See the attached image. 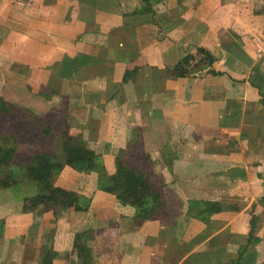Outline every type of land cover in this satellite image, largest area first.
Listing matches in <instances>:
<instances>
[{
	"label": "crops",
	"instance_id": "0c3cea01",
	"mask_svg": "<svg viewBox=\"0 0 264 264\" xmlns=\"http://www.w3.org/2000/svg\"><path fill=\"white\" fill-rule=\"evenodd\" d=\"M131 1L0 0V99L19 105L7 91L28 98L55 89L50 104H58L64 95L81 115L70 114L81 122L70 134L86 142L90 129L110 145L102 155L108 175L112 153L127 150L137 130L145 148L136 151L147 153L170 217L136 226L134 213L117 209L113 223L114 211L94 229L84 227L87 213H24L21 195L0 191V264H41L46 253L58 254L51 264H69L75 233L88 229L91 264H198L191 255L219 249L226 263L237 257L252 217L259 243L248 250L264 264V83L261 93L250 84L254 72L264 75V0H160L153 14L125 16L141 5ZM197 47L214 56L219 75L157 72ZM81 55L87 64L59 78L62 60ZM191 200L193 209L216 203L220 211L205 224L196 211L188 215Z\"/></svg>",
	"mask_w": 264,
	"mask_h": 264
},
{
	"label": "trees",
	"instance_id": "16d2710c",
	"mask_svg": "<svg viewBox=\"0 0 264 264\" xmlns=\"http://www.w3.org/2000/svg\"><path fill=\"white\" fill-rule=\"evenodd\" d=\"M160 0H140L141 5L135 7L130 12L125 13V16H143L153 14V4ZM89 57L85 55L78 56L73 59L64 58L61 62L60 70L58 72L59 78H69L73 71H77V67L85 66ZM215 61L214 56L203 48H194L193 51L185 53L175 65L172 67H165L161 75L165 78H185L195 77L196 75L208 73L210 75H219L212 69ZM135 70V69H134ZM125 71L122 82H126L134 71ZM253 79H250V84L258 89L261 93V84L264 83V75L253 73ZM49 92V99L54 96L58 97V92L53 90H46ZM45 98V90L41 91ZM47 99V100H49ZM67 98L62 95L58 106L67 109L65 106ZM52 105V104H51ZM17 107L14 104H7L0 99V117L5 118L10 114L16 112ZM55 107H53V110ZM18 109V108H17ZM19 114L22 115V121H30L35 131L41 137L49 138L53 129L51 126L55 120L53 116L50 125L44 127L43 114L35 115L30 111H22L19 109ZM56 111H54L55 113ZM50 115V114H47ZM46 117V116H45ZM66 119L70 118L65 117ZM64 121V120H63ZM68 123L64 122L61 126L60 136L62 139V153L60 159H53L52 157L33 153L29 160L17 161L14 159V149H6L0 147V191H13L14 188L25 180L27 183L35 187L34 195L25 197L22 200L21 211L24 213H33L36 215L43 214L47 211L56 209L72 208L75 212H86L89 202L79 198L75 193L67 191L61 187L55 186L53 183L54 177L64 167H69L78 173L95 172L98 174V189L115 196L116 201L121 206H130L134 208L132 220L136 226L145 221L160 220L162 218H169L170 212L165 208L162 201V194L159 189L154 188L148 181V173L138 171L135 167L128 165L123 160L115 161V173L107 175L104 167L96 160L99 156L87 147L86 142L81 138L82 135H72L68 129ZM28 127V125H26ZM8 137V136H7ZM7 140L5 137H2ZM136 147L140 141H136ZM134 150L136 151L135 147ZM137 152V151H136ZM138 155L140 154L137 152ZM15 167L20 171V175L16 176ZM86 201V202H85ZM197 213L193 215L195 218L201 219L205 224L208 223V217L211 213L220 211V207L216 203H203L200 209V202L196 203ZM193 211L188 214L192 215ZM255 218L250 220V229L248 234L243 238L244 242L238 248L237 257L226 263L222 262L223 249L212 252H202L190 256V262L198 264H256L257 252L249 251L248 246L256 243ZM91 231H78L74 235L72 255L74 259L69 264H91L92 251L88 245ZM57 253H46L40 257L41 264H51L53 258L57 257ZM67 257V256H66ZM200 260L202 261L200 263ZM213 260V261H212ZM204 262V263H203Z\"/></svg>",
	"mask_w": 264,
	"mask_h": 264
},
{
	"label": "rangeland",
	"instance_id": "374dc122",
	"mask_svg": "<svg viewBox=\"0 0 264 264\" xmlns=\"http://www.w3.org/2000/svg\"><path fill=\"white\" fill-rule=\"evenodd\" d=\"M192 1V0H190ZM125 3L130 5V3L133 5V1L131 0H125ZM158 72V71H157ZM46 93L47 98H49V92L44 89ZM36 95V94H35ZM34 94L29 95V97L25 96H20L17 93H9L7 91V97L11 98L14 103H20L19 105H15L17 108L15 109L16 112L10 114L7 116V121H4L2 117H0V126L1 128H5L8 133H10L9 137H6L7 140L4 141L2 137L0 136V147L1 148H6L4 145H11L12 149L15 151L14 153V159L17 161H26L29 160L30 156L33 155V153H41L48 155L52 157L53 159H60L61 158V153H62V139H61V126L63 125L64 122L68 123V129L69 132L72 130L79 129L80 128V121L71 119V116L69 119H66L65 117H68L70 114L73 116H81L77 111H74V105L72 103H66L67 109L61 108V106H56L58 104H50L51 98L44 103H40L39 100H41V97H43V94L40 92L37 94L38 97H36ZM23 97L22 101L20 98ZM54 98V97H53ZM23 104V107L20 106ZM53 107H55L53 110ZM29 108V109H28ZM19 109L24 110V111H30L31 113H35V115L43 114L44 116V127H47L50 121H52L53 116H55V120L52 122L51 126H53V129L49 135V138L41 137L39 136L40 134L35 131V128L31 125V122L28 121H22V115L19 114ZM23 111V112H24ZM43 111V112H41ZM54 111H56L54 113ZM41 112V113H37ZM50 114V115H47ZM2 119V120H1ZM64 120V121H63ZM80 122V123H79ZM84 122V121H82ZM96 124V123H95ZM28 125V127H26ZM84 125V124H83ZM81 125V127H83ZM93 125V122H92ZM97 126V125H96ZM94 129V127H93ZM83 139V136H81ZM86 139V144L89 145V147H92L93 151L96 153L97 156H99V159L96 160L98 162V165L100 164L104 167V159L102 158V155L105 154L107 151L110 149L109 146H105L103 142L98 141V139L93 137V132L88 130V135L85 137ZM84 140V139H83ZM85 141V140H84ZM104 141V140H102ZM136 141H140L138 147H136ZM116 143V142H115ZM129 145L127 150H115L113 154L114 160H120L124 161L130 166H134L138 171H143L144 173H148L149 169L148 166H146L145 162L147 161V153L143 152L145 145L143 147V136L136 130L130 135L129 139ZM87 145V146H88ZM134 146L135 149H143L141 151L140 155L134 150L132 147ZM7 149H9L7 147ZM108 153V152H107ZM143 154V155H142ZM147 158H145V156ZM146 160V161H145ZM148 164V162H147ZM15 167V173L16 176L20 175V171L16 169ZM105 169V167H104ZM74 171V170H73ZM164 171V169H162ZM76 172V171H75ZM78 173V172H77ZM106 173V170H105ZM152 173V172H151ZM107 174V173H106ZM108 175V174H107ZM113 175V174H112ZM154 174H148L149 178L148 181L149 183L154 187L159 189V191L162 194V201L165 205V208L167 207L164 195L162 193V188L158 186V183L156 184V180L154 179ZM56 178V184L65 188L67 191L75 193L79 198L83 200H87L89 202L87 211L86 212H81V213H87L88 215L85 216V226L94 228V224L100 225L101 223H106V219L109 217L106 216L109 213H114L112 218V223L113 219L118 215L117 209H121L123 213H134V208L130 206H121L118 204L116 201V198L114 195L106 193L108 195H105L101 192V190L98 189V174L95 172H89V173H74L68 170H62L59 173L55 175ZM54 183V180H53ZM55 185V184H54ZM11 193L14 197H18L19 195L22 196V198L25 197H30L34 195L35 193V187L32 186L31 184L27 183L25 180H22L21 183H18V185L14 188ZM25 189H28V191L24 192ZM8 191V190H7ZM98 191V192H96ZM101 192V193H100ZM86 202V201H85ZM191 203V207L188 205L187 212L193 211L191 214H195L197 212V209H193L192 203L194 200L189 201ZM106 209H110V211H106ZM117 211V212H116ZM196 211V212H195ZM190 215V214H188ZM187 215V216H188ZM92 217L93 221L89 223L88 221ZM167 218H162L160 220H164ZM83 227V228H84ZM100 232H98L99 234ZM172 256L169 257L168 255V261H170ZM173 258L171 259V261Z\"/></svg>",
	"mask_w": 264,
	"mask_h": 264
}]
</instances>
